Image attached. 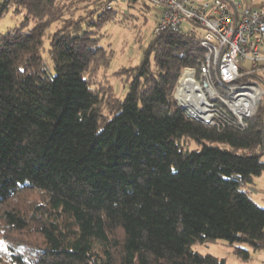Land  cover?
<instances>
[{"label": "trees", "instance_id": "16d2710c", "mask_svg": "<svg viewBox=\"0 0 264 264\" xmlns=\"http://www.w3.org/2000/svg\"><path fill=\"white\" fill-rule=\"evenodd\" d=\"M112 1H0L23 13L0 33V264H234L193 248L217 239L245 264L264 251L245 189L264 172V102L245 129L178 106L204 57L195 25L151 36L118 97L95 80Z\"/></svg>", "mask_w": 264, "mask_h": 264}, {"label": "built area", "instance_id": "2783aa9c", "mask_svg": "<svg viewBox=\"0 0 264 264\" xmlns=\"http://www.w3.org/2000/svg\"><path fill=\"white\" fill-rule=\"evenodd\" d=\"M112 3H139L151 8L156 17L152 36L166 29L177 30L187 23L195 25L200 31L204 57L198 69H182L174 98L206 123L247 127L246 119L264 102V0L254 5L244 0Z\"/></svg>", "mask_w": 264, "mask_h": 264}, {"label": "rangeland", "instance_id": "374dc122", "mask_svg": "<svg viewBox=\"0 0 264 264\" xmlns=\"http://www.w3.org/2000/svg\"><path fill=\"white\" fill-rule=\"evenodd\" d=\"M13 8L10 6L7 12L0 17V33L17 26L22 20L23 13L15 12ZM116 9L119 11L115 16L101 27L104 35L103 41L109 44L112 49L109 66L106 69H100L95 80L101 81L107 77L115 94L122 97L127 90L128 81L124 73L117 72L121 67L133 66L139 61L143 48L146 47L152 36L156 17L151 8L139 3L131 5L122 3L116 6ZM187 26L190 24L184 25V27ZM46 46L47 41L45 40L44 48ZM43 53L46 55L45 50ZM188 147L195 148L197 144L190 141ZM262 158L264 159V155ZM254 183V187L248 186L245 189L255 202L264 207V172L254 178ZM193 248L201 254L210 253L224 257L231 263L240 264L239 258L234 255L224 240L196 242L193 244ZM262 253L261 250L251 251V259L248 263L252 260H258Z\"/></svg>", "mask_w": 264, "mask_h": 264}, {"label": "crops", "instance_id": "0c3cea01", "mask_svg": "<svg viewBox=\"0 0 264 264\" xmlns=\"http://www.w3.org/2000/svg\"><path fill=\"white\" fill-rule=\"evenodd\" d=\"M244 2L246 4H249V5H254V4H257L259 2V0H244ZM262 255L260 256V258H258V260L256 259L255 261L252 260L249 262V260L245 263V264H264V251H262ZM251 259V258H250Z\"/></svg>", "mask_w": 264, "mask_h": 264}, {"label": "water", "instance_id": "95a60500", "mask_svg": "<svg viewBox=\"0 0 264 264\" xmlns=\"http://www.w3.org/2000/svg\"><path fill=\"white\" fill-rule=\"evenodd\" d=\"M178 103V106L181 108V109H183L188 115H190V116H192V117H194V118H196V119H198V120H200V121H203V120H201L199 117H197V116H195L194 114H192L190 111H188L187 109H186V106L183 104V103H180V102H177ZM204 122V121H203Z\"/></svg>", "mask_w": 264, "mask_h": 264}, {"label": "bare ground", "instance_id": "6f19581e", "mask_svg": "<svg viewBox=\"0 0 264 264\" xmlns=\"http://www.w3.org/2000/svg\"><path fill=\"white\" fill-rule=\"evenodd\" d=\"M189 82L192 83V80L190 78H188ZM185 81V78L181 79V82L183 83Z\"/></svg>", "mask_w": 264, "mask_h": 264}]
</instances>
